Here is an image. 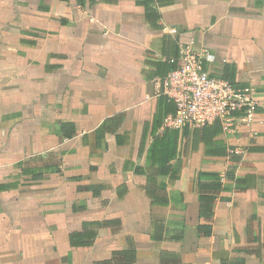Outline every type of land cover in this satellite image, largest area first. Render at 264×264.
<instances>
[{
	"label": "crops",
	"instance_id": "1",
	"mask_svg": "<svg viewBox=\"0 0 264 264\" xmlns=\"http://www.w3.org/2000/svg\"><path fill=\"white\" fill-rule=\"evenodd\" d=\"M190 44L248 126H162ZM0 264H264V0H0Z\"/></svg>",
	"mask_w": 264,
	"mask_h": 264
},
{
	"label": "built area",
	"instance_id": "2",
	"mask_svg": "<svg viewBox=\"0 0 264 264\" xmlns=\"http://www.w3.org/2000/svg\"><path fill=\"white\" fill-rule=\"evenodd\" d=\"M215 62L213 53L193 44L182 47L179 56L169 61L174 69L156 82L175 108L173 115L163 119L165 129L199 128L219 122L223 130H230L236 123L248 126L252 121L257 107L253 89L236 87L206 70V65ZM230 154L240 156L243 152L232 150Z\"/></svg>",
	"mask_w": 264,
	"mask_h": 264
},
{
	"label": "trees",
	"instance_id": "3",
	"mask_svg": "<svg viewBox=\"0 0 264 264\" xmlns=\"http://www.w3.org/2000/svg\"><path fill=\"white\" fill-rule=\"evenodd\" d=\"M149 10V9H148ZM172 69H174V66L172 67ZM220 78L224 79V80H228L225 77L220 76ZM230 83H232L230 80H228ZM233 84V83H232ZM167 100V99H166ZM171 103V102H169ZM172 104V103H171ZM173 105V104H172ZM174 106V105H173ZM234 170L235 168H232L229 172H228V176L232 177V175L234 174ZM204 186V185H203ZM205 187L207 189H209L208 191H219L220 190V182H219V178L218 177H212L211 178V183L209 185H205ZM202 202H203V212L204 214H208L211 212V204L214 202V197H203L202 198ZM199 233L201 232L202 234L208 236L209 232L208 231H203V228H199Z\"/></svg>",
	"mask_w": 264,
	"mask_h": 264
}]
</instances>
